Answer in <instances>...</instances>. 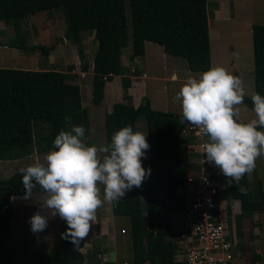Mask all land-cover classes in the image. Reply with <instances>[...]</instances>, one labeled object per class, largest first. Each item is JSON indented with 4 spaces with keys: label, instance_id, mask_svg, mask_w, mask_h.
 <instances>
[{
    "label": "trees",
    "instance_id": "1",
    "mask_svg": "<svg viewBox=\"0 0 264 264\" xmlns=\"http://www.w3.org/2000/svg\"><path fill=\"white\" fill-rule=\"evenodd\" d=\"M206 8L207 0H0V22L19 29V20L27 15L61 9L66 21L65 38L72 36L79 42L81 33L94 32L97 50L92 68V102L98 106L103 100L105 83L122 74L121 55L130 38L132 61L141 58L145 42H151L162 47L166 54L184 58L191 72L209 70ZM252 45L254 94L264 96V26H253ZM7 47L21 51L27 48L19 41L9 43ZM54 49L51 45L38 50L47 57ZM78 57L81 71L88 72L90 67L83 62L82 50L78 51ZM68 78L67 74L56 71L0 68V160L12 158L14 152L25 157L34 147L39 152H49L53 150L55 137L68 126L83 125L87 134L86 112L81 108L79 87L68 84ZM128 87L127 81L123 80L124 99L130 101ZM243 104L253 111L251 98L244 97ZM141 116L146 120L150 145L144 168H151V174L139 188L134 187L118 202L112 203L111 209L114 216L130 221V264H174L178 250V241L174 237L183 226L176 230L172 228L171 220L162 213L161 201L166 200L167 214L181 215L185 211L187 200L178 191L185 188L188 180L187 145L194 139L179 134L182 125L179 116L155 111L146 99L137 107L129 103L114 104L113 111L105 116L106 144L122 127L131 125L137 131ZM65 117L71 118L70 124H66ZM38 122L49 127L46 141L36 132ZM21 181L20 172L0 180V264H9V258L3 252L13 217L8 199L25 195ZM227 192L231 199L240 202L241 213L237 218L235 216L238 222L234 220L235 233L240 238L242 220L264 213L263 195L260 194L257 200L252 197L246 174L239 182L228 180ZM66 230L67 224L63 220L62 233ZM123 231L127 232L126 229ZM62 241L61 254L28 264H81L83 240L79 248L70 240ZM239 248L248 264L260 262L259 255H249L242 245Z\"/></svg>",
    "mask_w": 264,
    "mask_h": 264
},
{
    "label": "clouds",
    "instance_id": "2",
    "mask_svg": "<svg viewBox=\"0 0 264 264\" xmlns=\"http://www.w3.org/2000/svg\"><path fill=\"white\" fill-rule=\"evenodd\" d=\"M245 95L239 77L213 66L187 77L172 98L181 106L180 123L193 125L199 129L198 136L207 137L202 144L207 162L236 182L251 173L257 159L264 156V131L258 130L264 129V96L256 93L251 97L256 118L245 123L239 121L237 107ZM65 121L70 124L71 118L65 117ZM85 133L83 125L61 130L43 162L37 160L19 169L25 189L22 199H39L44 209L59 215L67 224L61 238L77 248L97 223V210L104 202H118L151 174V168L143 166L150 148L143 132L134 131L131 125L122 127L110 143L100 147L88 146ZM28 223L34 234L48 227L47 217L40 212Z\"/></svg>",
    "mask_w": 264,
    "mask_h": 264
},
{
    "label": "rangeland",
    "instance_id": "3",
    "mask_svg": "<svg viewBox=\"0 0 264 264\" xmlns=\"http://www.w3.org/2000/svg\"><path fill=\"white\" fill-rule=\"evenodd\" d=\"M127 6V16L129 17V4L126 1ZM256 14H260L259 12H256ZM254 22H258L259 26H264V21L254 19ZM4 25V26H3ZM66 29V21H65V15L61 9H55V10H47L40 12L35 15H27L26 17H23L19 20V29H15L14 25L11 24L9 26H6L3 22H0V48H3V50L0 51V58L7 62H14V67L9 66L5 67L8 69H16L15 66L21 65L26 66L25 68H29L32 70L34 66L39 65L42 66V64L45 67L50 66L51 60L48 56H52V59L54 60V67L51 71L61 72L68 75V72L75 71V73H79V62L77 60L78 58V51L82 50L84 53V49L82 48V39L79 42H76L72 36H70L68 39L65 38L64 32ZM84 35L85 43H86V49L87 54L84 55V61L89 59V57H92V59L95 56L96 50H97V43L94 42L95 47L93 46V39L88 32ZM19 41L21 43H24V45L27 47L26 51H21L17 49H9L7 46L11 42ZM241 45L243 46V51L246 52V59L241 63V65H238L239 67V74L238 77L242 81V86L246 92L245 97L250 98L254 95V63H253V49H252V38L248 37L247 39H240ZM54 45L55 49L49 53V55L43 56L38 49L41 47H48ZM30 50V52H28ZM162 53V52H160ZM153 57V63L151 66H149V70L153 71L151 74V78L154 77H160V80L158 82H151V81H137L134 82V88L132 90V98L131 102L134 105H142L145 103L146 99L149 100L152 108L155 111L159 112H169V113H179L182 115V110L179 102H173L172 98L178 93L181 84L184 82V80L189 76H195L200 73L191 72L187 65L186 61L183 58H176L177 62L174 64H179L178 66V80L177 81H170L169 80V73H165L164 75L156 73L154 70L160 71L165 70L161 68H165L166 63L162 61V58L160 57V54H157L156 56L152 55ZM171 56H169L168 59H170ZM173 57V56H172ZM25 59V61L21 59ZM52 60V61H53ZM83 61V62H84ZM87 61V60H86ZM175 60L169 61V67ZM8 65H12L10 63H7ZM164 65V66H162ZM137 68L140 69L138 65H135ZM161 67V68H160ZM24 68V67H20ZM78 68V69H77ZM21 70H27V69H21ZM130 73V72H128ZM77 74L69 75L72 79L75 77H78ZM130 75H135L131 74ZM234 75V74H233ZM81 76V74L79 75ZM142 78V77H141ZM87 83H91V77L87 78ZM138 83H145L147 85V93H145L143 86ZM145 93V94H144ZM82 98L84 102V107L86 109H96L94 111H97L99 114H101V110L95 108V106H92L89 104L91 101L92 93L90 90L82 88ZM117 103H122V99L120 98V101H117ZM239 108V121L240 122H248L252 119H255V113L251 111L247 106H245L243 103L237 106ZM240 107H243L245 110H242ZM87 110V111H88ZM96 112V113H97ZM89 114V112H87ZM87 116V115H86ZM100 116V115H99ZM103 116V115H101ZM100 116V121H101ZM181 118V116H179ZM93 119V118H92ZM88 120L91 119L88 117ZM94 120V119H93ZM43 125L44 128H37V133H40L42 137H44V140L46 138L47 133H49V127L47 124H41L36 123V127H40ZM90 125V124H89ZM103 125V124H102ZM88 126V125H87ZM138 130L143 132L147 136V127H146V120L144 116H141L138 119L137 122ZM71 126H68L67 130L70 129ZM93 128L90 129V132ZM88 130V129H87ZM38 135V134H37ZM86 135V134H85ZM87 136V135H86ZM92 140H94V145L97 147L104 146L105 145V139H103V144H100V137L95 138L93 135H90ZM46 141V140H45ZM92 146V144H90ZM148 159V153L146 152V158H143V162ZM216 167V166H215ZM217 168V167H216ZM250 174V187L252 192V197L254 199H259L260 194L264 195V156H261L256 161V167L255 169L249 173ZM10 175H3L1 178L5 179L8 178ZM218 182L222 184V181L218 178ZM196 183L197 181H193L191 183L192 191H195L196 189ZM101 190L103 189V186H100ZM102 193V191H101ZM36 199V198H35ZM226 200V199H224ZM162 204V213H166V207L164 204V200L161 201ZM13 207V206H12ZM111 209V208H110ZM235 212H239L238 209V203L234 204ZM24 211L23 208H14V214L20 216V212ZM37 212H40L42 215H45L48 219V227L41 233L34 234L31 231V226L28 223L29 219ZM33 215L24 218L22 221L18 219L17 217H14L9 225V234L6 238L3 252L4 254L10 258L9 262L10 264H23L24 262L29 261H40L46 258L48 254H61L62 253V223L63 220L59 217V215H52L48 210L44 209L41 205H34L32 209ZM240 214V213H239ZM238 213H235V216H239ZM113 222H115V225L118 226L116 229V243L113 241H101L96 240L94 242V245H92V251H89L87 255V259L89 261L94 260V253L97 250H115L118 258V263L116 264H123L127 263L130 264L131 261V241L129 237V228H130V221L128 218L125 217H116L112 214ZM168 218L171 220L172 228L176 230V228L183 225V219L179 215H170ZM235 218V220L238 222V220ZM22 219V217H21ZM20 220V221H19ZM252 234H254V229L257 228L254 227L255 220L254 218L249 219ZM19 221V222H18ZM122 228L126 229V234H122L121 230ZM256 232V230H255ZM49 233V234H48ZM258 237L256 238L255 235H253L254 238V245L256 248L252 250H259V254L262 256V264H264V229L260 228L258 230ZM47 235H50L49 237ZM237 237V233H236ZM238 238V237H237ZM52 239L54 240V248H47L44 249V247L49 246V242ZM109 242V243H108ZM239 242V241H238ZM240 244V242H239ZM34 249L36 253H30V250ZM27 253L29 254L28 257ZM85 264V263H81Z\"/></svg>",
    "mask_w": 264,
    "mask_h": 264
},
{
    "label": "crops",
    "instance_id": "4",
    "mask_svg": "<svg viewBox=\"0 0 264 264\" xmlns=\"http://www.w3.org/2000/svg\"><path fill=\"white\" fill-rule=\"evenodd\" d=\"M206 9H207V18H208V35H209V45H210L211 67L222 66L225 69H227L229 73L234 74L235 76L238 77V74H239L238 65H241V63L247 57L246 55L247 51L246 52L243 51V46L241 45L240 39L242 38L247 39V35L248 37L252 38L253 26L259 25L258 22H254V19H257V20L260 19L264 21V0H207ZM256 12H259L260 14L258 15L256 14ZM86 33L87 32H83L80 35V38L82 39L81 44L83 46L82 48L84 49V55L87 54L86 43H85V39L83 35ZM88 34L91 35L93 39V46L95 47L94 32L93 33L88 32ZM252 49H253V45H252ZM1 50H3V48H0V51ZM131 54H132V47H131V38H130V42L128 46L123 49L122 55H121V65L123 67L122 74L119 76H113L112 81L105 83L103 100L100 105L96 106L93 104V102H89V104H91L92 106H95V108L100 109L102 112L101 114L97 112L98 110L94 111L96 110L94 109V107L93 109H90V110L86 109V107H84L85 104L83 102V98L81 94L82 88H85L87 90L89 89L90 92L92 93L93 76H94L92 73V68H93L94 58L92 59V57H89V59L86 58L87 61L86 60L84 61L85 64L90 67L88 72L81 71V61L79 57L77 58L79 62V73L77 74L75 73V71L68 72V76L72 74L78 75V77H75L74 79L69 77L68 84L76 85L79 87L81 108L85 110L86 115H87L86 120H87L88 130H87L86 135H87L88 140L90 141V144L92 145H94V140H92L90 135H93V137L95 138L100 137V141H99L100 144H103L102 143L103 139H105V145H106L105 116L113 111L114 104H117V101H120V98L122 99V103H129L132 106L137 107V105H134L131 101H127L124 99L123 80H126L127 83L129 84V87L127 88V95L130 98H132V90L135 84L134 82L149 80L154 83L160 80V77L151 78V75H152L151 73L153 71L149 70V66H151L153 63V57H151L152 55L156 56L157 54H160L162 61L166 63L167 65L165 66V68L160 67L161 69H165V70H160V71H157L158 69L154 70L156 73L161 74V75H164L165 73H169L170 81L175 82L178 80V79L173 80L172 77L176 76L178 78L179 64H176V65L174 64L177 62L176 60H178L181 57H175V56L172 57L171 55L166 54L163 51L162 47L156 44H153L151 42H145L144 55L141 58H137L132 61L130 59ZM169 56H171L170 59H168ZM49 58L51 60L50 66L45 67L42 64V66L39 67V65H37V66H34L32 71H51L52 68L54 67V60L52 59L51 55L48 56V60ZM21 60L25 61V59L23 58ZM170 60H175V61L170 65V68H168L169 67L168 63ZM7 63H10L12 65H8ZM134 64L138 65L140 69L134 66ZM14 65H15L14 62H7L3 60L2 58H0V68H5L9 66L14 67ZM186 65L188 67L187 61H186ZM15 67L17 70H21V69L30 70L29 68H25L26 66L18 65ZM20 67H24V68H20ZM128 72H130L131 74L135 73V75H130V73ZM80 74L81 76H79ZM88 77H91V83L86 82ZM138 84H141L143 86L145 93H147L146 92L147 85L145 83H138ZM91 101H92V96H91ZM240 108L242 110H245L243 107H240ZM87 112H89V114H87ZM174 114L177 116H182L179 113H174ZM99 115L100 116L103 115L101 116V121L99 119L100 118ZM88 117L91 119V122L90 120H88ZM39 128H44V127L41 125ZM91 128L93 129L90 132ZM36 132H37V128H36ZM184 136H185L184 138L190 137L188 135H184ZM193 139L194 141L192 142L190 140V142L192 143L187 145L188 151H187V158L185 159V165L189 171L188 180H187L185 188L178 191V193L182 194L187 201L192 197L191 193H194L197 191L199 187L198 178L201 174V166L198 163L199 158H200V152L198 151V147H197L198 141L194 137ZM47 153L48 152H39L36 147H34L33 150L30 152V154L25 157H19L18 152L12 153L11 154L12 158H8V160H0V180H5V179L10 178L12 175L18 173L20 168L27 167L29 164H32L37 160H39L40 162H43L44 156ZM147 162H148V159L143 162L144 167L146 166ZM202 168L203 170L207 169L206 166ZM209 170L211 171V174L218 177L222 181V184H224L222 186H224L225 190L222 192V196L224 199H226L225 201L228 204V208L230 212L232 213V220L234 222L235 213L239 214L241 213V210H240V202L237 200L231 199V197L229 196L227 192V183L229 179L225 177L223 173L221 172V170L219 168H216L214 164H211ZM3 175H10V176L8 178L3 179L1 178ZM246 176H247V180L249 183V188L251 189L250 174L248 173L246 174ZM193 181H197L195 191H192L191 183ZM23 196H12L8 199L12 213H13V217L10 219V221L14 217H17L18 219L22 221L24 218L33 215L32 209L34 205H38V204L41 205L39 199L34 198L31 201H25L22 199ZM101 199H103V191L101 193ZM263 201H264V195H263ZM236 203H238L239 212H235L234 204ZM164 204L166 207V200H164ZM15 207L24 209V211L20 212L19 214L20 216L14 214ZM110 208H111V204L104 202L103 206L97 210V223L92 225L89 235L83 239V247L81 248L80 252L83 256V263L85 264H116L118 263L116 251L112 249L107 250V251H103L101 249L97 250L93 255L94 260L89 261L87 259V255L89 251H92V245H94V242L96 240H101V241L111 240L114 243H116L115 237L117 235L116 229L118 226H116L115 222H113V219H112L113 217L111 215L112 209ZM161 210H162V204H161ZM170 215L181 216L180 214H166L167 217ZM252 218H254L255 220V225L253 226L254 227L257 226V228L254 229V234H252L253 231L251 228L253 227H251L250 220H249ZM241 225H242V230L240 232V238H237L238 241L240 242V245H242V247L248 251L249 255H252V256L256 254L259 255L261 257L260 262H262V256L259 254L260 253L259 250L256 249L254 251L252 250V247L253 249L256 248L253 242H254V238L255 237L257 238L259 235L258 230L260 228L264 229V213L261 215H253L250 218H244L241 222ZM234 229H235V225H234ZM121 231H123V228ZM179 234L180 233H178V235ZM253 235H255V237H253ZM47 236L49 237L50 235H47ZM54 240L55 239H52L50 241V239H48V241H50L49 246L44 247V249L54 248ZM62 250H63V243H62ZM35 251L37 250L31 249L30 253H36ZM110 252L115 253V261L113 263L108 261Z\"/></svg>",
    "mask_w": 264,
    "mask_h": 264
},
{
    "label": "built area",
    "instance_id": "5",
    "mask_svg": "<svg viewBox=\"0 0 264 264\" xmlns=\"http://www.w3.org/2000/svg\"><path fill=\"white\" fill-rule=\"evenodd\" d=\"M198 131L191 124L185 125L182 131L183 135L192 136L198 141L201 174L198 178L199 187L191 193L192 197L181 214L183 230L180 232L182 235L175 238L178 250L174 264H248L239 248L232 213L222 196L224 184L218 182V177L209 170L211 164L207 162L202 147L207 137L203 133L198 136ZM205 166L207 169L203 170Z\"/></svg>",
    "mask_w": 264,
    "mask_h": 264
},
{
    "label": "water",
    "instance_id": "6",
    "mask_svg": "<svg viewBox=\"0 0 264 264\" xmlns=\"http://www.w3.org/2000/svg\"><path fill=\"white\" fill-rule=\"evenodd\" d=\"M185 125H186V124H182V125H181V128H180V130H179V134L182 133V131H183ZM181 235H182V233H180L179 235H176L174 238H179ZM108 261L111 262V263H113V262L115 261V253H114V252H110V253H109Z\"/></svg>",
    "mask_w": 264,
    "mask_h": 264
},
{
    "label": "flooded vegetation",
    "instance_id": "7",
    "mask_svg": "<svg viewBox=\"0 0 264 264\" xmlns=\"http://www.w3.org/2000/svg\"><path fill=\"white\" fill-rule=\"evenodd\" d=\"M50 255H59V254H50ZM50 255H48L46 258H44V259H47ZM29 256V254L27 253V256L26 257H28ZM9 258V257H8ZM43 259V260H44ZM9 260H10V258H9ZM41 261V260H40ZM29 262H34V261H29ZM9 264H10V262H9ZM23 264H28V262H24Z\"/></svg>",
    "mask_w": 264,
    "mask_h": 264
}]
</instances>
